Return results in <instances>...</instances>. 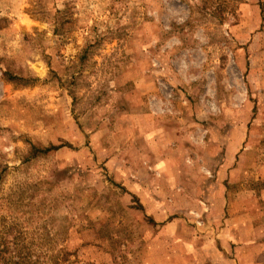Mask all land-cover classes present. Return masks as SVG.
Instances as JSON below:
<instances>
[{
    "label": "rangeland",
    "instance_id": "rangeland-1",
    "mask_svg": "<svg viewBox=\"0 0 264 264\" xmlns=\"http://www.w3.org/2000/svg\"><path fill=\"white\" fill-rule=\"evenodd\" d=\"M15 231L41 264H264V0H0Z\"/></svg>",
    "mask_w": 264,
    "mask_h": 264
},
{
    "label": "trees",
    "instance_id": "trees-1",
    "mask_svg": "<svg viewBox=\"0 0 264 264\" xmlns=\"http://www.w3.org/2000/svg\"><path fill=\"white\" fill-rule=\"evenodd\" d=\"M262 12V11H261ZM263 13V12H262ZM56 147H49L44 150H50ZM17 232L9 237L6 234L0 241V264H41L40 256L34 255L31 251L25 247V245L19 243Z\"/></svg>",
    "mask_w": 264,
    "mask_h": 264
}]
</instances>
